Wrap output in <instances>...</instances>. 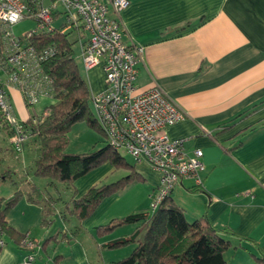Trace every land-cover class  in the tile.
<instances>
[{
	"label": "crops",
	"instance_id": "obj_1",
	"mask_svg": "<svg viewBox=\"0 0 264 264\" xmlns=\"http://www.w3.org/2000/svg\"><path fill=\"white\" fill-rule=\"evenodd\" d=\"M119 18L123 42L144 47L135 65L136 90L158 85L186 113L164 132L171 139L185 138L188 154L198 148L203 151L202 183L183 179L169 199L184 210L189 221L206 215L212 224L232 231L223 235L231 244L224 252L226 264H264V0H129ZM83 71L90 94L101 92L102 64ZM8 92L21 120L53 103L51 95H42L27 106L17 88L10 87ZM2 130L7 150L13 153ZM130 163L142 180L125 188L137 186L136 195L124 198L119 196L121 190L113 193L82 220L47 227L51 214L43 222L41 204L30 202L25 194L7 212L9 226L40 243L35 264H91L86 248L76 242L83 231L92 236L100 254L117 252L108 259L103 256L102 264H115L130 253L133 244L120 246V251H109L118 247L105 245L131 233L135 224L118 225L102 235L96 232L99 225L150 207L158 174L144 160ZM103 166L74 181L69 188L75 189L76 197L104 182L111 167ZM126 173L124 169L121 176ZM17 188L29 190L25 184L15 186L0 197L8 198ZM122 199L130 207H119L123 208L119 211ZM125 208L129 211L124 212ZM60 210L59 215H65ZM1 237L0 264H17L24 251L6 233Z\"/></svg>",
	"mask_w": 264,
	"mask_h": 264
},
{
	"label": "built area",
	"instance_id": "obj_2",
	"mask_svg": "<svg viewBox=\"0 0 264 264\" xmlns=\"http://www.w3.org/2000/svg\"><path fill=\"white\" fill-rule=\"evenodd\" d=\"M129 0H0V126L10 132L9 142L16 153L30 137L25 122L14 110L8 89L17 88L27 106L42 95H51L52 79L43 62L53 48L37 50L28 38L52 31L57 24L53 11L63 14L62 31L80 26L85 40H79V55L85 70L102 64L104 89L92 94L90 105L106 141L134 161H146L158 174L149 209L152 211L183 179L202 183L203 151L184 150L185 138L171 139L164 132L185 117V112L158 86L137 91L136 63L144 47L123 42L120 11ZM24 18L34 27L16 36L12 26ZM41 117L47 114L45 109ZM36 121V119H34ZM4 244L0 238V246ZM24 251L17 264H35L40 243L29 233L21 239Z\"/></svg>",
	"mask_w": 264,
	"mask_h": 264
},
{
	"label": "trees",
	"instance_id": "obj_3",
	"mask_svg": "<svg viewBox=\"0 0 264 264\" xmlns=\"http://www.w3.org/2000/svg\"><path fill=\"white\" fill-rule=\"evenodd\" d=\"M62 16V11H53V17L57 20L54 30L33 34L28 38L29 43L37 50L54 49V54L42 64L44 71L52 79L53 103L46 108V115L41 117V114H32L23 120L30 133L28 139L33 138L39 149L34 161V174L73 188L77 178L106 161L127 170L117 180L91 186L82 196L76 197L75 189L72 190L73 196L66 208L70 214L82 220L105 197L142 178L134 165L126 161L121 151L114 149L107 141L103 147L86 152L66 151L68 132L74 123L86 121L88 125L96 126L103 135L104 132L98 125L93 110L91 111L90 89L73 55L74 41L85 36L79 25L62 31ZM69 35H74L75 39L71 41ZM2 128L9 138L10 132L5 126ZM28 184L29 190L26 193L17 188L8 198L0 197V238L4 232L18 245L26 233H20L8 225L7 212L25 194L30 202L42 205V221L46 222V217L54 212L56 200H59L46 196L36 184ZM122 224H135V228L131 233L122 235L105 246L117 248L133 244V248L115 264H226L224 252L231 244L223 235L232 234V231L212 224L206 215L189 221L184 210L172 202L169 195L156 209L129 213L115 223L97 226L96 232L98 235L106 234Z\"/></svg>",
	"mask_w": 264,
	"mask_h": 264
},
{
	"label": "rangeland",
	"instance_id": "obj_4",
	"mask_svg": "<svg viewBox=\"0 0 264 264\" xmlns=\"http://www.w3.org/2000/svg\"><path fill=\"white\" fill-rule=\"evenodd\" d=\"M33 27H34V21L29 18H24L12 26V31L16 36H21L26 31L30 30ZM68 38L71 41H73L75 39V36L69 35ZM73 50H74L73 53L74 59L78 65L79 71L81 72L82 75H84L83 66L79 55V41H74ZM30 141H31L30 139H27L24 142L25 148L24 150L22 149L21 151L22 153L20 152L18 153V155H16L17 153L14 151L12 147L11 148L13 149V153H11V151L7 150L8 141L2 128H0V169L2 170L0 171L1 172L0 194H7V192H9V190H11V188H14L15 186L20 188L25 184L27 187H29L28 183H34L42 189V192L46 196L53 197V199L59 198V200H56L55 204L57 205L55 207L58 209L60 208L62 214H65L63 216H60L57 209V213L55 214L53 213L54 214L53 216L51 214L50 218L52 219V221L50 222V224H48L47 227L49 226L53 227V225L55 226L62 224L69 225L71 221L74 222L75 220H78L74 215L70 214L68 208H66L67 203L70 204V200L73 196V191L70 190V188L67 187V185L64 183L51 180L49 178L39 177L34 174V161L39 154V149H38V145L35 146V144H33ZM104 145H106L105 137L98 130V128H96V126L95 127L90 126L86 123V121H78L71 126L68 132V143H67L66 151L72 153H80V152H86L89 150L101 148ZM120 153L123 155V157L126 159L127 162L133 161L132 158L126 153L124 152H120ZM21 159H23V161H21ZM107 164L110 165L111 172L107 174V177L103 183H109L111 181L117 180L118 178L121 177V174L124 171V169H122L121 167H115L110 161H106L100 164L99 166L104 167L103 165H107ZM6 169L7 170L10 169L11 171L5 172ZM2 176H5L4 179H2ZM124 188L123 190L121 189L119 195L124 198L127 196L130 197L133 194L136 195V193L138 192L137 186H134L132 189L130 188L124 189ZM123 199L121 204L118 205V208H116L119 211H123L122 210L123 208L120 209L119 207H130V203L126 200L123 201ZM104 204H106V201L104 202ZM127 209L129 211V208H125L124 212H127L126 211ZM76 242L79 245L82 244L84 248H86L88 259L91 264H102L103 256L104 259H108L111 258L110 256H113L114 254L117 253V252L105 251L103 255L100 254L98 250V246L96 245L95 241L92 239V236L88 233V231L87 232L83 231L81 236H79L78 239L76 240ZM67 245H68L67 242L62 243V246L64 247H68ZM120 249L122 248L118 247L117 249H112L109 251H120Z\"/></svg>",
	"mask_w": 264,
	"mask_h": 264
}]
</instances>
